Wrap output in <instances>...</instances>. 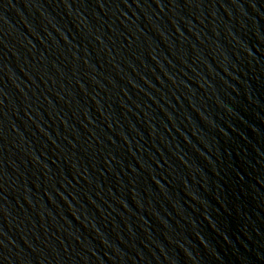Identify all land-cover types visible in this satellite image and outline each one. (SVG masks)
<instances>
[{"label": "water", "instance_id": "1", "mask_svg": "<svg viewBox=\"0 0 264 264\" xmlns=\"http://www.w3.org/2000/svg\"><path fill=\"white\" fill-rule=\"evenodd\" d=\"M0 264H264V0H0Z\"/></svg>", "mask_w": 264, "mask_h": 264}]
</instances>
